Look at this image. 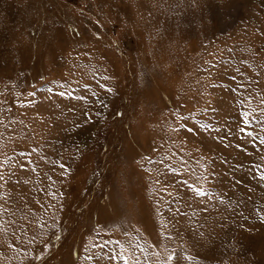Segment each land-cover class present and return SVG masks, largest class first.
<instances>
[{"label":"rangeland","instance_id":"374dc122","mask_svg":"<svg viewBox=\"0 0 264 264\" xmlns=\"http://www.w3.org/2000/svg\"><path fill=\"white\" fill-rule=\"evenodd\" d=\"M0 264H264V0H0Z\"/></svg>","mask_w":264,"mask_h":264}]
</instances>
